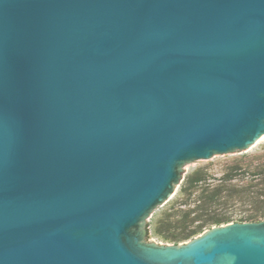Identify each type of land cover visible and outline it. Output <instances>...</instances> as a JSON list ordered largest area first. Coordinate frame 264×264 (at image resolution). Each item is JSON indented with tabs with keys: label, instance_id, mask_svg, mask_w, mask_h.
Listing matches in <instances>:
<instances>
[{
	"label": "water",
	"instance_id": "water-1",
	"mask_svg": "<svg viewBox=\"0 0 264 264\" xmlns=\"http://www.w3.org/2000/svg\"><path fill=\"white\" fill-rule=\"evenodd\" d=\"M263 136L264 0H0V264H264V220L146 226Z\"/></svg>",
	"mask_w": 264,
	"mask_h": 264
},
{
	"label": "rangeland",
	"instance_id": "rangeland-1",
	"mask_svg": "<svg viewBox=\"0 0 264 264\" xmlns=\"http://www.w3.org/2000/svg\"><path fill=\"white\" fill-rule=\"evenodd\" d=\"M182 168L181 181L175 187L173 195L147 220L150 242L162 245L183 244L217 226L206 224L202 227L207 217L225 216L229 217V223H234L251 213L252 209L244 198L249 193L250 181L255 183L251 179L260 177L257 174L264 171V139L245 151L215 155L208 160L184 164ZM230 185L240 192V195L233 196L234 200H229L227 196ZM261 185L256 186V189L261 188ZM218 188L223 192L214 198L213 203L206 205L203 213L194 209L192 201L212 197ZM190 211L192 212L185 218ZM192 230L196 232L187 236Z\"/></svg>",
	"mask_w": 264,
	"mask_h": 264
},
{
	"label": "trees",
	"instance_id": "trees-1",
	"mask_svg": "<svg viewBox=\"0 0 264 264\" xmlns=\"http://www.w3.org/2000/svg\"><path fill=\"white\" fill-rule=\"evenodd\" d=\"M257 175L260 177L251 179L255 183H252V181H250V184L248 186L249 193L245 194V198H244V200H246V202L248 203L249 207L252 209L251 213H249L245 217L239 218V220L234 221V223H256L264 220V171L260 172ZM258 185H261L262 187L256 189V186ZM228 191H229V195L227 196L228 198H230L229 200H231L233 196L240 195V192L236 191L234 186L230 185ZM221 192H223V190L218 188L217 190H215V194H213L212 197H206V198H202L201 200L196 199L195 201H192V203L195 204L194 209L200 211V213H203V211L206 209V205L213 203L214 198L220 195ZM197 203L199 204L196 205ZM191 212L192 211L187 212L185 218H187ZM198 217H200V215H198ZM228 223H229V217H225V216L218 217L217 215H212L211 217H207L204 220V222L202 223V227L206 224L210 226L211 225L219 226L221 224L225 225ZM195 232L196 230H192L188 232L187 236L192 235Z\"/></svg>",
	"mask_w": 264,
	"mask_h": 264
},
{
	"label": "bare ground",
	"instance_id": "bare-ground-1",
	"mask_svg": "<svg viewBox=\"0 0 264 264\" xmlns=\"http://www.w3.org/2000/svg\"><path fill=\"white\" fill-rule=\"evenodd\" d=\"M262 139H264V137H262L258 142L262 141Z\"/></svg>",
	"mask_w": 264,
	"mask_h": 264
}]
</instances>
